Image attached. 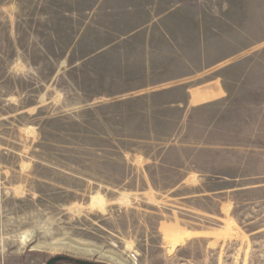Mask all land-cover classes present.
Here are the masks:
<instances>
[{"label":"rangeland","instance_id":"rangeland-1","mask_svg":"<svg viewBox=\"0 0 264 264\" xmlns=\"http://www.w3.org/2000/svg\"><path fill=\"white\" fill-rule=\"evenodd\" d=\"M86 15L0 0V264H264V45L231 100L155 139L84 106Z\"/></svg>","mask_w":264,"mask_h":264},{"label":"crops","instance_id":"crops-1","mask_svg":"<svg viewBox=\"0 0 264 264\" xmlns=\"http://www.w3.org/2000/svg\"><path fill=\"white\" fill-rule=\"evenodd\" d=\"M76 1L87 14L80 51L93 47L79 60L84 106H120L127 123L173 132L155 139L231 100L247 74L241 59L264 45V0Z\"/></svg>","mask_w":264,"mask_h":264},{"label":"water","instance_id":"water-1","mask_svg":"<svg viewBox=\"0 0 264 264\" xmlns=\"http://www.w3.org/2000/svg\"><path fill=\"white\" fill-rule=\"evenodd\" d=\"M64 257L62 256H54V257H51L47 260L46 264H55L56 262H59L60 260H62Z\"/></svg>","mask_w":264,"mask_h":264}]
</instances>
